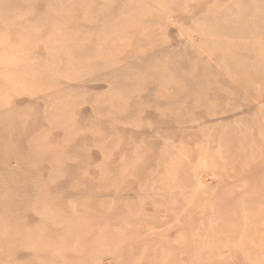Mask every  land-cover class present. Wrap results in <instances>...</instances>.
<instances>
[{
	"label": "rangeland",
	"instance_id": "374dc122",
	"mask_svg": "<svg viewBox=\"0 0 264 264\" xmlns=\"http://www.w3.org/2000/svg\"><path fill=\"white\" fill-rule=\"evenodd\" d=\"M0 264H264V0H0Z\"/></svg>",
	"mask_w": 264,
	"mask_h": 264
}]
</instances>
